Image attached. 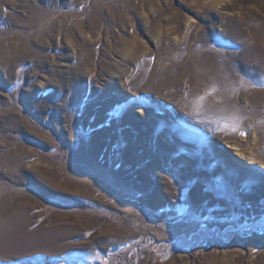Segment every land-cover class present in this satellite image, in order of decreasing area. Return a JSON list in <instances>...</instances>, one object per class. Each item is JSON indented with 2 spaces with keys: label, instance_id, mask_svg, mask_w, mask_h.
<instances>
[{
  "label": "rangeland",
  "instance_id": "rangeland-1",
  "mask_svg": "<svg viewBox=\"0 0 264 264\" xmlns=\"http://www.w3.org/2000/svg\"><path fill=\"white\" fill-rule=\"evenodd\" d=\"M0 264H264V0H0Z\"/></svg>",
  "mask_w": 264,
  "mask_h": 264
},
{
  "label": "bare ground",
  "instance_id": "bare-ground-1",
  "mask_svg": "<svg viewBox=\"0 0 264 264\" xmlns=\"http://www.w3.org/2000/svg\"><path fill=\"white\" fill-rule=\"evenodd\" d=\"M183 101V100H182ZM88 180H86L85 178L80 179L79 181L77 180L75 182V184L73 185L74 189H77V191H79L80 189L84 188L85 184L87 183ZM71 185V184H70ZM71 188V187H70ZM69 189V188H68ZM73 191V190H72ZM81 192V190H80ZM90 192V191H89ZM88 193V192H87ZM69 194V193H67Z\"/></svg>",
  "mask_w": 264,
  "mask_h": 264
},
{
  "label": "snow or ice",
  "instance_id": "snow-or-ice-1",
  "mask_svg": "<svg viewBox=\"0 0 264 264\" xmlns=\"http://www.w3.org/2000/svg\"><path fill=\"white\" fill-rule=\"evenodd\" d=\"M232 130H233V131H236V128H235V127H233V129H232ZM241 134L243 135V134H246V133H241Z\"/></svg>",
  "mask_w": 264,
  "mask_h": 264
}]
</instances>
